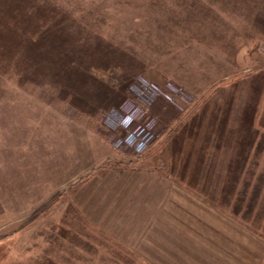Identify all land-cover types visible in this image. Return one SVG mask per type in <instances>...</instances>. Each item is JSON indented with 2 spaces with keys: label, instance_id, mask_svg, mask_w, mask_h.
<instances>
[{
  "label": "rangeland",
  "instance_id": "obj_1",
  "mask_svg": "<svg viewBox=\"0 0 264 264\" xmlns=\"http://www.w3.org/2000/svg\"><path fill=\"white\" fill-rule=\"evenodd\" d=\"M0 264H264V0H0Z\"/></svg>",
  "mask_w": 264,
  "mask_h": 264
},
{
  "label": "built area",
  "instance_id": "obj_2",
  "mask_svg": "<svg viewBox=\"0 0 264 264\" xmlns=\"http://www.w3.org/2000/svg\"><path fill=\"white\" fill-rule=\"evenodd\" d=\"M140 110L137 108L135 109H130L131 115L128 116V118H130L131 116H133L135 113L139 112ZM134 136H132L131 140H136V138H133Z\"/></svg>",
  "mask_w": 264,
  "mask_h": 264
}]
</instances>
